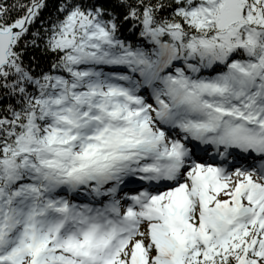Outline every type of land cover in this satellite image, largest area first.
I'll return each instance as SVG.
<instances>
[{
    "label": "snow or ice",
    "instance_id": "6c2138e0",
    "mask_svg": "<svg viewBox=\"0 0 264 264\" xmlns=\"http://www.w3.org/2000/svg\"><path fill=\"white\" fill-rule=\"evenodd\" d=\"M0 264H264V0H0Z\"/></svg>",
    "mask_w": 264,
    "mask_h": 264
}]
</instances>
